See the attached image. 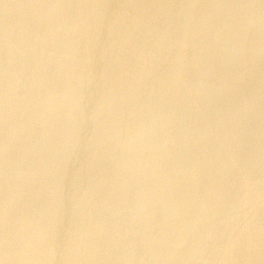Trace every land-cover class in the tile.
Wrapping results in <instances>:
<instances>
[{"label": "rangeland", "instance_id": "374dc122", "mask_svg": "<svg viewBox=\"0 0 264 264\" xmlns=\"http://www.w3.org/2000/svg\"><path fill=\"white\" fill-rule=\"evenodd\" d=\"M263 116L264 0H0V264H233Z\"/></svg>", "mask_w": 264, "mask_h": 264}, {"label": "bare ground", "instance_id": "6f19581e", "mask_svg": "<svg viewBox=\"0 0 264 264\" xmlns=\"http://www.w3.org/2000/svg\"><path fill=\"white\" fill-rule=\"evenodd\" d=\"M29 1V0H28ZM178 2V1H177ZM186 2V1H185ZM236 2V1H235ZM260 2V1H259ZM262 2V1H261ZM63 3V2H62ZM184 3V2H183ZM66 5V3H64ZM96 5V3H94ZM148 4V3H147ZM260 4V3H259ZM19 5V4H18ZM23 5V4H22ZM48 5V4H47ZM77 5V4H76ZM206 5V4H205ZM3 8V7H2ZM180 8V7H179ZM211 8V7H210ZM209 8V9H210ZM52 9V8H51ZM57 9V8H56ZM98 9V8H97ZM237 9V8H236ZM90 10V9H89ZM182 10V9H181ZM248 10V9H247ZM174 11V10H173ZM238 11V10H237ZM251 11V10H250ZM185 12V11H184ZM2 13V12H1ZM32 13V12H31ZM30 13V14H31ZM120 13V12H119ZM198 13V12H197ZM201 13V12H200ZM69 14V13H68ZM141 14V13H140ZM97 15V14H96ZM176 15V13H175ZM113 16V15H112ZM148 16V15H147ZM196 16V15H194ZM200 16V15H199ZM31 17V16H30ZM141 17V16H140ZM257 17V16H256ZM35 18V17H34ZM95 18V17H94ZM131 18V17H130ZM177 18V17H176ZM22 19V18H21ZM93 19V18H92ZM142 19V18H141ZM163 19V18H162ZM241 19V18H240ZM131 20V19H130ZM207 20V19H206ZM83 21V20H82ZM107 21V20H106ZM188 21V20H187ZM22 22V21H21ZM64 22V21H63ZM110 22V21H109ZM143 22V21H142ZM174 24V23H173ZM247 24V23H246ZM54 25V24H53ZM94 25V24H93ZM202 25V24H201ZM261 25V24H260ZM11 27V26H10ZM43 27V26H42ZM258 27V26H257ZM9 28V27H8ZM182 28V27H181ZM247 28V27H246ZM253 29V28H252ZM18 30V29H17ZM81 31V30H80ZM83 31V30H82ZM232 31V30H231ZM254 31V30H253ZM20 32V31H19ZM15 33V32H14ZM124 33V31H123ZM71 34V33H70ZM160 34V33H159ZM28 35V34H27ZM82 35V34H81ZM118 35V34H117ZM181 35V34H180ZM245 35V34H244ZM29 36V35H28ZM113 36V35H112ZM107 37V36H106ZM205 37V36H204ZM247 37V36H246ZM167 38V37H166ZM190 38V37H189ZM73 39V38H72ZM132 39V38H131ZM174 39V38H173ZM92 41V40H91ZM111 41V40H110ZM125 41V40H124ZM214 41V40H213ZM71 42V41H70ZM176 42V41H175ZM154 43V41H153ZM247 43V42H246ZM216 44V43H215ZM14 45V44H13ZM70 45V44H69ZM178 46V45H177ZM89 47V46H88ZM93 51V50H92ZM233 51V50H232ZM235 52V51H234ZM228 53V52H227ZM233 54V53H232ZM92 55V54H91ZM42 56V55H41ZM217 56V55H216ZM246 56V55H245ZM152 57V56H151ZM176 57V56H175ZM215 57V55H214ZM103 61V60H102ZM175 61V60H174ZM92 62V61H91ZM203 62V61H202ZM75 63V62H74ZM95 63V62H94ZM186 63V62H185ZM163 64V63H162ZM175 64V63H174ZM253 64V63H252ZM221 65V64H220ZM116 66V65H115ZM190 66V65H188ZM95 67V66H94ZM8 68V67H7ZM144 70V69H143ZM172 70V69H171ZM18 71V70H17ZM100 71V70H99ZM146 71V70H145ZM149 71V70H148ZM183 71V70H182ZM237 71V70H236ZM158 72V71H157ZM126 73V72H125ZM156 73V72H155ZM17 75V74H16ZM61 75V74H60ZM95 75V74H94ZM85 76V75H84ZM105 76V75H104ZM210 76V75H209ZM90 77V76H89ZM95 77V76H94ZM39 79V78H38ZM142 79V78H141ZM188 79V78H187ZM205 80V78H204ZM246 80V79H245ZM130 81V80H129ZM22 83V82H21ZM100 83V82H98ZM97 83V84H98ZM230 83V82H229ZM249 83V81L247 82ZM73 84V83H72ZM122 84V83H121ZM86 85V83H85ZM124 85V84H123ZM36 86V85H35ZM66 86V85H65ZM231 87V86H230ZM247 87V86H246ZM260 87V86H259ZM171 91V90H170ZM179 91V90H178ZM250 93V92H249ZM256 93V92H255ZM141 94V93H140ZM39 95V94H38ZM257 95V94H256ZM248 96V95H247ZM8 98V97H7ZM12 98V97H11ZM126 98V97H125ZM168 98V97H167ZM257 98V97H256ZM6 99V98H5ZM184 99V97H183ZM198 100V99H197ZM33 101V100H32ZM187 101V100H186ZM250 102V101H248ZM88 106V105H87ZM262 107V106H261ZM88 108V107H87ZM146 108V107H145ZM213 108V107H211ZM210 108V109H211ZM54 110V109H53ZM86 110V109H85ZM194 110V109H193ZM235 111V110H234ZM71 112V111H70ZM73 112V111H72ZM254 112V111H253ZM60 113V112H59ZM164 113V112H163ZM162 113V114H163ZM69 114V113H68ZM129 115V114H128ZM263 115V114H262ZM34 116V115H33ZM165 116V115H164ZM90 117V116H89ZM242 117V116H241ZM125 118V117H124ZM161 118V116H160ZM264 118V116H263ZM40 119V118H39ZM154 119V118H153ZM199 120V119H198ZM225 120V119H224ZM89 121V120H88ZM149 121V120H148ZM262 121V120H261ZM160 122V121H159ZM218 123V122H217ZM242 123V122H241ZM258 123V122H257ZM53 124V123H52ZM216 124V123H215ZM251 124V123H250ZM54 125V124H53ZM228 125V124H227ZM254 125V124H253ZM57 126V125H56ZM176 126V125H174ZM264 126V125H263ZM261 128V127H259ZM78 129V128H77ZM147 129V128H146ZM221 129V128H220ZM84 130V129H83ZM203 130V129H202ZM224 130V129H223ZM248 130V129H247ZM28 134V133H27ZM190 134V133H189ZM52 135V134H51ZM28 136V135H27ZM177 136V135H176ZM252 136V135H251ZM225 137V136H224ZM59 138V137H58ZM218 139V138H217ZM259 139V138H258ZM163 140V139H162ZM169 140V139H168ZM176 142V140H175ZM249 143V142H248ZM77 144V143H76ZM173 146V145H172ZM122 147V146H121ZM207 147V146H206ZM235 147V146H234ZM195 148V147H194ZM32 149V148H31ZM216 150V148H215ZM86 151V150H85ZM121 151V150H120ZM198 153V152H197ZM6 154V153H5ZM182 155V154H181ZM213 155V154H212ZM4 156V155H3ZM150 156V155H149ZM203 156V155H202ZM243 156V155H242ZM39 157V156H38ZM1 158V157H0ZM28 158V157H27ZM85 158V157H84ZM225 159V158H224ZM202 160V159H201ZM39 161V160H38ZM84 161V160H83ZM52 162V161H51ZM229 162V161H228ZM263 162V161H262ZM250 163V162H249ZM14 165V164H13ZM36 165V164H35ZM73 165V164H72ZM163 165V164H162ZM241 165V164H240ZM159 167V166H158ZM189 170V169H188ZM53 171V170H52ZM160 172V171H159ZM212 172V171H211ZM45 174V173H44ZM119 174V172H118ZM152 175V174H151ZM242 175V174H241ZM45 176V175H44ZM74 177V176H73ZM46 178V177H45ZM166 179V178H165ZM254 181V180H253ZM48 182V181H47ZM60 183V182H59ZM182 184V183H181ZM1 185V184H0ZM15 185V184H14ZM247 185V184H246ZM107 188V187H106ZM174 188V187H173ZM52 189V188H51ZM82 189V188H81ZM165 189V188H164ZM29 190V189H28ZM167 190V189H166ZM67 191V190H66ZM182 191V190H181ZM46 192V191H45ZM56 192V191H55ZM70 194V193H69ZM262 194V193H261ZM45 196V195H44ZM65 196V195H64ZM211 197V196H210ZM231 197V196H230ZM179 198V197H178ZM124 199V198H123ZM187 199V198H186ZM192 199V198H191ZM36 200V199H35ZM43 201V200H42ZM31 202V201H30ZM94 202V201H93ZM9 203V202H8ZM32 204V203H31ZM172 204V203H171ZM143 206V205H142ZM155 206V205H154ZM229 206V205H228ZM156 207V206H155ZM209 207V206H208ZM5 209V208H4ZM50 210V209H49ZM73 210V209H72ZM201 210V209H200ZM8 211V210H7ZM19 211V210H18ZM30 213V212H29ZM169 213V212H168ZM6 214V213H5ZM170 214V213H169ZM256 214V213H255ZM62 215V214H61ZM110 215V214H109ZM2 216V215H1ZM47 216V215H46ZM42 217V216H41ZM23 219V218H22ZM29 219V218H28ZM208 219V218H207ZM106 220V219H105ZM146 220V219H145ZM151 220V219H150ZM189 222V221H188ZM85 223V222H84ZM122 223V222H121ZM14 224V223H13ZM108 224V223H107ZM154 224V223H153ZM67 225V224H66ZM86 225V224H85ZM7 226V225H6ZM120 226V225H119ZM153 226V225H152ZM259 230L262 231L260 236H256L254 240L246 243L240 251V255L234 260L233 264H264V220L258 225ZM29 227V226H28ZM151 227V226H150ZM182 227V226H181ZM246 227V226H245ZM124 228V227H123ZM27 229V228H26ZM6 230V229H5ZM21 230V228H20ZM123 231V230H122ZM111 233V232H110ZM118 233V232H116ZM44 234V232H43ZM92 234V233H91ZM106 234V233H105ZM259 235V234H258ZM63 236V235H62ZM71 236V235H70ZM189 236V235H188ZM236 237V236H235ZM14 238V237H13ZM69 238V237H68ZM131 238V237H130ZM40 239V238H39ZM42 239V237H41ZM192 239V238H191ZM252 239V238H251ZM28 240V239H27ZM70 240V239H69ZM124 240V239H123ZM168 240V239H167ZM177 240V239H176ZM74 241V240H73ZM115 241V240H114ZM155 241V240H154ZM236 241V240H235ZM36 242V240L34 241ZM87 242V241H86ZM192 242V241H191ZM3 244V243H2ZM65 244V243H64ZM136 244V243H135ZM182 244V243H181ZM24 245V244H23ZM116 245V244H115ZM139 245V244H138ZM137 245V246H138ZM10 246V245H9ZM192 246V245H191ZM21 247V246H20ZM131 247V246H130ZM55 248V247H54ZM89 248H91L89 246ZM88 248V249H89ZM108 248V247H107ZM138 248V247H136ZM166 248V247H165ZM175 248V246H174ZM50 249V248H49ZM57 249V248H55ZM86 249V248H85ZM99 249V248H98ZM96 248V250L98 251ZM202 249V248H201ZM19 250V249H18ZM73 250V249H72ZM105 250V249H104ZM127 250V249H126ZM186 251V250H185ZM203 251V250H202ZM53 252V251H52ZM83 252V251H82ZM141 252V251H140ZM190 252V251H189ZM54 253V252H53ZM122 253V252H121ZM24 254V253H23ZM120 254V252H119ZM127 254V253H126ZM171 254V253H170ZM173 254V253H172ZM196 254V253H195ZM234 254V253H232ZM98 255V254H97ZM50 256V255H49ZM81 256V255H80ZM111 256V255H110ZM167 256V255H166ZM91 257V256H90ZM101 257V256H100ZM121 257V256H120ZM132 257V256H131ZM32 258V257H31ZM99 258V257H98ZM105 258V257H104ZM191 258V257H190ZM42 259V258H41ZM96 259V258H95ZM153 259V258H152ZM93 260V259H92ZM113 260V259H112ZM42 261V260H41ZM71 261V260H70ZM75 261V260H74ZM108 261V260H107ZM111 261V260H110ZM8 262V261H7ZM161 262V261H160ZM226 262V261H225ZM45 263V262H44ZM94 263V262H93ZM104 263V262H103ZM74 264V263H73ZM144 264V263H143Z\"/></svg>", "mask_w": 264, "mask_h": 264}]
</instances>
